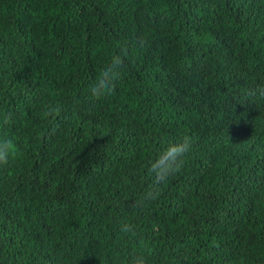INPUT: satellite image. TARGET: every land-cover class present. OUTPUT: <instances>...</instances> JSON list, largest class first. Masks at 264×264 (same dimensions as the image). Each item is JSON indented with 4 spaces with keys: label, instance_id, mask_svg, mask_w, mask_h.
I'll use <instances>...</instances> for the list:
<instances>
[{
    "label": "trees",
    "instance_id": "1",
    "mask_svg": "<svg viewBox=\"0 0 264 264\" xmlns=\"http://www.w3.org/2000/svg\"><path fill=\"white\" fill-rule=\"evenodd\" d=\"M9 141L0 264H264V0H0Z\"/></svg>",
    "mask_w": 264,
    "mask_h": 264
},
{
    "label": "clouds",
    "instance_id": "2",
    "mask_svg": "<svg viewBox=\"0 0 264 264\" xmlns=\"http://www.w3.org/2000/svg\"><path fill=\"white\" fill-rule=\"evenodd\" d=\"M122 66L121 56L115 55L111 58V61L104 66L96 80L89 87L93 98L101 99L114 91V81L118 77ZM190 149L191 143L187 139L167 145L149 162L148 173L154 175L157 180L178 173L183 166L184 157L190 152ZM16 152L15 145L9 141L6 150L0 149V165H7ZM121 231L125 234L135 235L134 226L130 224L123 225ZM133 264H146V259L143 255L138 256L134 259Z\"/></svg>",
    "mask_w": 264,
    "mask_h": 264
}]
</instances>
